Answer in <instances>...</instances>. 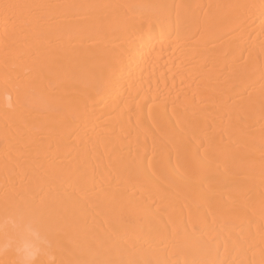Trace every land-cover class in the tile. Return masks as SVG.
<instances>
[{
    "label": "bare ground",
    "instance_id": "bare-ground-1",
    "mask_svg": "<svg viewBox=\"0 0 264 264\" xmlns=\"http://www.w3.org/2000/svg\"><path fill=\"white\" fill-rule=\"evenodd\" d=\"M4 260L264 264V0H0Z\"/></svg>",
    "mask_w": 264,
    "mask_h": 264
},
{
    "label": "snow or ice",
    "instance_id": "snow-or-ice-1",
    "mask_svg": "<svg viewBox=\"0 0 264 264\" xmlns=\"http://www.w3.org/2000/svg\"><path fill=\"white\" fill-rule=\"evenodd\" d=\"M33 225H36L35 229ZM14 228L17 234L30 237L37 250H41L42 246L47 243V224L39 217H26L24 214H21ZM17 264H37V262L26 260L17 262ZM40 264H42V262H40Z\"/></svg>",
    "mask_w": 264,
    "mask_h": 264
},
{
    "label": "rangeland",
    "instance_id": "rangeland-1",
    "mask_svg": "<svg viewBox=\"0 0 264 264\" xmlns=\"http://www.w3.org/2000/svg\"><path fill=\"white\" fill-rule=\"evenodd\" d=\"M7 260V259H6ZM6 260H4L5 262H7ZM5 262H3V263H5ZM9 262V261H8ZM8 262L7 263H5V264H8ZM10 264V263H9Z\"/></svg>",
    "mask_w": 264,
    "mask_h": 264
}]
</instances>
